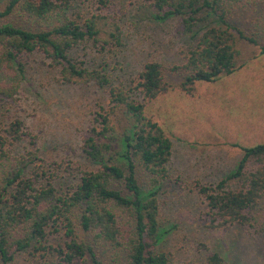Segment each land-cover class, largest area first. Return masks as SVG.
Masks as SVG:
<instances>
[{"label": "trees", "instance_id": "16d2710c", "mask_svg": "<svg viewBox=\"0 0 264 264\" xmlns=\"http://www.w3.org/2000/svg\"><path fill=\"white\" fill-rule=\"evenodd\" d=\"M101 4L105 2L98 0ZM154 18L166 22L180 18L183 34L195 45L185 64L173 66L151 61L145 64L132 87L114 85L106 68L89 69L71 58L72 50L89 41L105 50L121 45L119 28L106 37L101 20L93 15L80 23L67 12L76 0H8L0 20L15 15L56 23L42 29L0 24V102L9 104L18 86L2 79L11 70L24 72L25 60L41 52L59 70L65 84L93 83L109 92V105H100L93 123L82 138L84 157L96 166L81 172L71 189V163H48L39 156L37 138L12 119L0 135V264H9L15 251L34 248L59 264H173L161 249L166 230L161 223L159 193L169 179L173 143L164 129L146 115V103L169 92L170 75H179L178 87L189 96L197 82H216L243 68L241 45L264 44L237 24L236 16L248 0H149ZM80 18V17H78ZM142 95L138 102L132 93ZM121 113V114H120ZM124 115L130 122L118 141L115 120ZM22 142L31 148L17 149ZM47 165V166H46ZM61 172L66 175L61 174ZM206 204L208 229L232 226L264 230V143L243 147L234 171L216 185L196 182ZM257 230L261 232V230ZM61 234L64 243L49 244ZM207 251L203 264H230L218 251Z\"/></svg>", "mask_w": 264, "mask_h": 264}, {"label": "rangeland", "instance_id": "374dc122", "mask_svg": "<svg viewBox=\"0 0 264 264\" xmlns=\"http://www.w3.org/2000/svg\"><path fill=\"white\" fill-rule=\"evenodd\" d=\"M7 1L0 0V11ZM103 1L76 0L67 13L80 23L93 15L101 20L107 17L108 23L101 21L102 29L108 37L117 26L121 45L110 44L101 50L87 41L71 51V58L89 69L106 68L114 85L128 88L148 62L169 68L185 64V56L196 41L192 34L182 33L179 17L156 20L149 0ZM247 3L236 16L237 24L264 44V0ZM56 21L15 15L0 20V24L42 29ZM241 47L246 65L234 74L212 83L197 82L194 96L178 87L179 75H170L171 90L146 103V115L173 143L169 179L159 193L161 223L166 230L161 249L171 254L173 264H203L207 251L201 244L220 252L230 264H264L262 221L254 228L232 226L211 231L204 214L205 201L196 188V182L218 184L234 171L243 147L264 143V55L257 46L243 43ZM24 62V72L11 70L2 77L17 85L18 91L9 104L0 102V135L12 119H20L24 130L37 138L45 164L65 162L79 168L62 178L69 179L67 185L58 181L67 191L80 180L81 172L97 169L84 157L82 138L98 107H108L109 92L93 83H63L59 70L52 68L41 52ZM132 96L145 103L138 92L133 91ZM120 114L115 120L118 141L130 128L128 119ZM26 147L31 148L22 142L17 152L24 153ZM49 241L57 246L64 243V237L53 234ZM13 255L9 264H59L55 255L43 257L34 248Z\"/></svg>", "mask_w": 264, "mask_h": 264}]
</instances>
